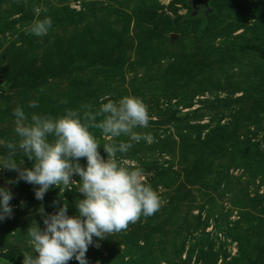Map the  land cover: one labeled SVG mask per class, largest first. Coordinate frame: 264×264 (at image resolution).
Segmentation results:
<instances>
[{"label": "rangeland", "instance_id": "rangeland-1", "mask_svg": "<svg viewBox=\"0 0 264 264\" xmlns=\"http://www.w3.org/2000/svg\"><path fill=\"white\" fill-rule=\"evenodd\" d=\"M35 7L47 12L37 17ZM44 16L49 34H29ZM39 67L54 71L36 86L19 75ZM126 95L147 105L149 126L136 130L154 140L117 156L143 169L162 205L126 231L93 237L88 264H264V0L198 9L191 0H0V141L18 142V106L30 120ZM91 131L106 159L108 141ZM8 151L0 144V156ZM14 159L34 163L19 149ZM0 177L13 193L12 216L0 220V264H22V252L32 253L27 229L44 227L40 208L52 214L66 203L74 216L84 197L78 185L53 186L41 201L39 186L16 171L0 168Z\"/></svg>", "mask_w": 264, "mask_h": 264}, {"label": "clouds", "instance_id": "clouds-1", "mask_svg": "<svg viewBox=\"0 0 264 264\" xmlns=\"http://www.w3.org/2000/svg\"><path fill=\"white\" fill-rule=\"evenodd\" d=\"M34 12L39 17L47 8L35 7ZM52 25V19L44 16L35 19L27 32L37 37L47 36ZM104 99L107 102L102 100L97 110L91 105L82 106V112L65 108L56 117L33 113L29 120L23 108L18 106L13 110L14 131L19 140L0 141L9 150L6 156H0V168L16 171L17 181L38 185L34 189L37 200L42 201L53 186L64 192L78 185V192L84 197L75 202L78 214L74 216L68 215L66 203L52 214L40 208L44 227L34 221L27 229L32 253L22 252V264H68L73 258L79 264H88L86 253L94 244L93 237L103 240L126 231L142 216L154 215L162 205L159 193L146 182L143 169L125 165L117 156L127 153L134 142H153L151 134L136 130L149 126L152 117L147 105L133 95L119 100ZM28 107H38V101H30ZM91 129L99 130L108 141L103 144L106 159L98 150L101 143ZM120 137L127 140L118 141ZM17 149L34 161L31 168L17 164L14 159ZM81 158H86V166L81 165ZM74 175L79 181L73 180ZM12 199L13 193L0 187V220L11 218Z\"/></svg>", "mask_w": 264, "mask_h": 264}, {"label": "trees", "instance_id": "trees-1", "mask_svg": "<svg viewBox=\"0 0 264 264\" xmlns=\"http://www.w3.org/2000/svg\"><path fill=\"white\" fill-rule=\"evenodd\" d=\"M53 68H46V67H39L34 68L33 70L27 69L26 71L20 72L21 78L23 80L27 81L26 83L30 85H38L40 76H45L49 71H51ZM54 70H52L53 72Z\"/></svg>", "mask_w": 264, "mask_h": 264}, {"label": "water", "instance_id": "water-1", "mask_svg": "<svg viewBox=\"0 0 264 264\" xmlns=\"http://www.w3.org/2000/svg\"><path fill=\"white\" fill-rule=\"evenodd\" d=\"M191 4L194 9H198L201 7L207 8L209 6V0H191ZM0 184L3 185L4 187L10 188L11 185L6 184L0 177Z\"/></svg>", "mask_w": 264, "mask_h": 264}]
</instances>
